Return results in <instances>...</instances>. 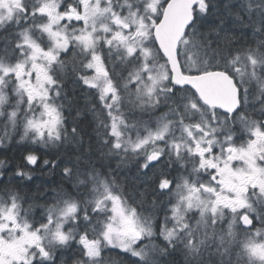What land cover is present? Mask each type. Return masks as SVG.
<instances>
[{
    "label": "snow or ice",
    "instance_id": "obj_1",
    "mask_svg": "<svg viewBox=\"0 0 264 264\" xmlns=\"http://www.w3.org/2000/svg\"><path fill=\"white\" fill-rule=\"evenodd\" d=\"M0 123V264H264V0H0Z\"/></svg>",
    "mask_w": 264,
    "mask_h": 264
},
{
    "label": "trees",
    "instance_id": "obj_2",
    "mask_svg": "<svg viewBox=\"0 0 264 264\" xmlns=\"http://www.w3.org/2000/svg\"><path fill=\"white\" fill-rule=\"evenodd\" d=\"M4 135V130L0 131V137ZM19 137L17 136L16 139ZM21 155H22V146L17 145L15 143H12L6 147H0V159L7 158L10 161H12V167H15L16 164H19L21 162ZM59 175L56 176H48L46 175H41L39 170L34 174L33 180L32 181H25L24 183L28 185V188L34 189L37 184H42V183H59ZM28 188H25L24 191H28ZM109 252L113 253L112 260H121L122 257H125V254L119 253L116 249H109ZM119 253V255H116Z\"/></svg>",
    "mask_w": 264,
    "mask_h": 264
},
{
    "label": "rangeland",
    "instance_id": "obj_3",
    "mask_svg": "<svg viewBox=\"0 0 264 264\" xmlns=\"http://www.w3.org/2000/svg\"><path fill=\"white\" fill-rule=\"evenodd\" d=\"M4 130L3 124L0 123V131ZM117 251H119L118 249H116ZM114 264H121V260H115Z\"/></svg>",
    "mask_w": 264,
    "mask_h": 264
}]
</instances>
